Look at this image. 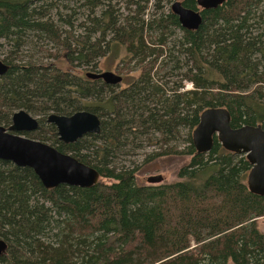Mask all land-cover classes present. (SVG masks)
Returning <instances> with one entry per match:
<instances>
[{"label":"trees","instance_id":"16d2710c","mask_svg":"<svg viewBox=\"0 0 264 264\" xmlns=\"http://www.w3.org/2000/svg\"><path fill=\"white\" fill-rule=\"evenodd\" d=\"M32 1L0 0L1 37L11 34L9 27L17 26ZM181 2L199 9L196 0ZM200 13L195 30L181 27L171 11L147 25L117 27L119 40L108 44V52L139 74L100 102L82 101L87 88L73 85L72 75L61 69L10 64L0 76V125L9 126L21 108L37 115L36 129L22 134L99 173L91 187L46 189L32 168L0 159V238L6 242L0 264H264V233L257 226L264 195L248 189L250 163L216 136L205 153H197L191 140L209 107H225L232 127L264 126V0H225ZM146 28L158 36L148 39ZM48 35L55 37L52 29ZM59 42L71 62L85 61L84 42ZM185 81L190 88L183 89ZM78 110L95 113L100 131L63 143L46 118ZM149 133L176 145L147 161L165 154L190 157L177 180L138 184L137 168L115 163Z\"/></svg>","mask_w":264,"mask_h":264},{"label":"rangeland","instance_id":"374dc122","mask_svg":"<svg viewBox=\"0 0 264 264\" xmlns=\"http://www.w3.org/2000/svg\"><path fill=\"white\" fill-rule=\"evenodd\" d=\"M173 1L175 0H93L92 2L91 0H33L23 14L16 19L17 26L9 27L11 34L7 37L0 36V61L8 66L10 64L23 66L30 63L34 67H39L40 71L46 69L47 72L61 69L64 73L72 75L76 81L73 85H82L83 88H87L88 95L81 98L82 101L100 102L126 86L139 74V69L133 67L134 61L129 64L133 68L128 70L123 67L121 59L115 58L111 52L109 54L108 44L119 40L115 29L119 27L120 30L127 27V23L136 21H143L145 25L152 23L170 11ZM93 2L95 3L91 7ZM94 20H97L96 23ZM50 29L55 34L54 38L48 35ZM57 33L60 34L59 39H57ZM147 34L150 40L158 36L157 31L148 30ZM174 35H180V31L176 30ZM62 37L68 39H62ZM70 39L80 40L84 42V46H87L85 61L81 59L71 62L70 51L63 49L59 42L70 41ZM70 49H73V46H70ZM104 49L107 51L99 55ZM122 55L121 52L120 56ZM64 57H67L68 61H65ZM107 70L121 75L122 83L120 82L117 86H107L99 80L94 83L87 82L89 78L85 77V73ZM179 72L180 70L174 71V73ZM82 78L86 81H80ZM171 81H175L174 76L169 77L170 84ZM183 83V89L190 88L189 82ZM37 105L41 103L37 102ZM29 114L37 119V115ZM185 131V129L181 130L182 134L178 139V145L181 147L186 137ZM172 144L176 145L174 142L163 144L157 134L149 133L146 139L136 144L133 149L130 147L129 150L127 147L125 150L128 151L127 154L124 152V155L116 159L115 163L121 167L137 168L135 176L138 184H149L147 177L157 174L163 177V183L172 182L178 179L177 171L189 161V156L165 154L147 161L153 152L168 149ZM257 226L264 233V216L257 219Z\"/></svg>","mask_w":264,"mask_h":264},{"label":"water","instance_id":"95a60500","mask_svg":"<svg viewBox=\"0 0 264 264\" xmlns=\"http://www.w3.org/2000/svg\"><path fill=\"white\" fill-rule=\"evenodd\" d=\"M225 0H196L202 9L216 8ZM199 9L186 7L175 0L170 11L177 16L181 27L195 30L202 22ZM9 66L0 61V76ZM89 79H101L109 84H119L121 75L113 71L87 72ZM46 121L56 128L57 137L63 143H72L86 134L100 131V118L88 110H78L69 115L49 113ZM38 126V120L24 109L13 112L11 124L0 125V159L16 166L30 167L46 189L59 184L78 187H91L98 182V171L70 153L61 152L50 144L29 138L23 132L32 131ZM216 136L220 144L229 151L243 154L251 167L247 173V186L250 192L264 195V126L242 125L232 127L230 114L225 107H209L201 111L199 121L192 130L191 140L197 153H205L213 144ZM149 184L163 181L160 174L147 177ZM6 249V242L0 238V254Z\"/></svg>","mask_w":264,"mask_h":264},{"label":"flooded vegetation","instance_id":"af4514ba","mask_svg":"<svg viewBox=\"0 0 264 264\" xmlns=\"http://www.w3.org/2000/svg\"><path fill=\"white\" fill-rule=\"evenodd\" d=\"M122 77V76H121ZM123 78V77H122ZM95 80H100V81H102L101 79H95ZM123 80V79H122ZM121 80V81H122ZM105 84H108V85H112V86H115V85H113V84H109V83H106V82H104Z\"/></svg>","mask_w":264,"mask_h":264}]
</instances>
